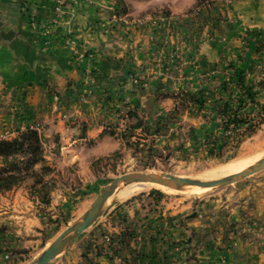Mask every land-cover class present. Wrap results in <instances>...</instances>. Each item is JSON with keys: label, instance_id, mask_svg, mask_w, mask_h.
I'll return each mask as SVG.
<instances>
[{"label": "crops", "instance_id": "1", "mask_svg": "<svg viewBox=\"0 0 264 264\" xmlns=\"http://www.w3.org/2000/svg\"><path fill=\"white\" fill-rule=\"evenodd\" d=\"M127 2L115 22L117 0H79L62 18L55 0H0V136L69 118L60 130L95 138L102 108L138 100L137 78L151 94L214 101L227 76L255 82L264 68V0H216L198 14L199 0ZM137 202L106 215L102 228L118 235L94 264H264V174L193 202Z\"/></svg>", "mask_w": 264, "mask_h": 264}, {"label": "rangeland", "instance_id": "2", "mask_svg": "<svg viewBox=\"0 0 264 264\" xmlns=\"http://www.w3.org/2000/svg\"><path fill=\"white\" fill-rule=\"evenodd\" d=\"M124 2L128 5L127 0ZM215 3L216 0L206 1L202 6L197 4L194 12L213 9ZM114 11L113 21L118 22L121 20L117 14L119 8L115 7ZM168 21L164 15L162 23L171 28ZM244 77L239 72L227 76L217 85L219 97L214 101L198 92L151 94L141 78H137L134 84L141 91L136 96L138 100L125 103L123 98L102 108L103 116H98L105 121V132L95 138H87L80 125L78 131L60 130L64 124L67 126L69 118H62L61 123L49 122L47 128L31 127L41 136L44 162L25 172L29 175L17 187L0 194V215L8 220L7 226L0 223V254L4 256L0 264H30L36 260L118 176L149 172L198 179L220 178L214 172L221 168L233 164L245 168L261 159L264 156V100L261 102L260 95L264 97V68L255 82ZM183 94H198V105L175 98ZM17 135V131L1 135L0 140H12ZM30 173L38 176L30 177ZM261 174L264 171L240 183ZM38 179L42 182L37 183ZM234 185L200 194L147 186L124 198L116 197V205L50 264H94L92 254L102 251V241L107 236L118 235L102 228L110 211L116 213L140 199L143 202H137L138 207L148 204L150 199L157 203L165 197L193 202ZM155 190L164 196L158 199L152 194ZM128 213L117 212L116 217L122 221Z\"/></svg>", "mask_w": 264, "mask_h": 264}, {"label": "water", "instance_id": "3", "mask_svg": "<svg viewBox=\"0 0 264 264\" xmlns=\"http://www.w3.org/2000/svg\"><path fill=\"white\" fill-rule=\"evenodd\" d=\"M262 171H264V156L237 173L213 180L149 172H132L118 176L104 188L94 203L30 264H50L71 249L93 224L116 205L117 194L125 187L154 184L175 192L200 194L240 183ZM192 188H198L201 191L190 192Z\"/></svg>", "mask_w": 264, "mask_h": 264}, {"label": "trees", "instance_id": "4", "mask_svg": "<svg viewBox=\"0 0 264 264\" xmlns=\"http://www.w3.org/2000/svg\"><path fill=\"white\" fill-rule=\"evenodd\" d=\"M206 1L212 0H199L198 6L204 5ZM117 6L119 7L117 13L119 16L127 14L128 6L124 0H117ZM175 98L185 101L188 99V102L196 105L200 100L198 94H183ZM160 122L161 120L157 122V125ZM17 133V137L12 140H0V165L4 166L0 170V194L17 187L29 175L25 172L31 171L35 165L44 162L40 134L32 128H27L25 131L18 130ZM30 174V177L38 176L37 173ZM40 182H42L41 179L40 181L38 179L37 183ZM152 194L157 195L158 199L164 196L158 190L153 191ZM113 240L119 244L118 238H113ZM119 251L118 248L114 249V253Z\"/></svg>", "mask_w": 264, "mask_h": 264}, {"label": "bare ground", "instance_id": "5", "mask_svg": "<svg viewBox=\"0 0 264 264\" xmlns=\"http://www.w3.org/2000/svg\"><path fill=\"white\" fill-rule=\"evenodd\" d=\"M222 169V170H221ZM220 171H217V172H214L215 174H220V178L222 177H226L228 175H231V174H234V173H237L238 171H241L242 169H244V167H240V166H237V165H231L229 167L226 166V168H221ZM225 173L223 175H221V173ZM229 172V173H228ZM213 179H218V178H207L205 180H213ZM147 186H152V187H156V188H160V186L158 185H154V184H142V185H139V184H136V185H131V186H128V187H125L123 188L122 190H120L117 194V198H124L136 191H138L139 189L141 188H145ZM162 188V187H161ZM195 191H201V189H198V188H192L190 190V192H195ZM172 193V192H171ZM119 200V199H118Z\"/></svg>", "mask_w": 264, "mask_h": 264}, {"label": "built area", "instance_id": "6", "mask_svg": "<svg viewBox=\"0 0 264 264\" xmlns=\"http://www.w3.org/2000/svg\"><path fill=\"white\" fill-rule=\"evenodd\" d=\"M78 2L79 0H55V7L59 17L62 18L72 13ZM106 240L110 241L111 238L107 236Z\"/></svg>", "mask_w": 264, "mask_h": 264}]
</instances>
